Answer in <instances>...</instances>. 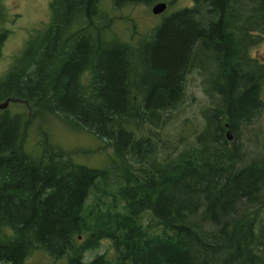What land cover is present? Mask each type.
<instances>
[{
  "label": "trees",
  "instance_id": "16d2710c",
  "mask_svg": "<svg viewBox=\"0 0 264 264\" xmlns=\"http://www.w3.org/2000/svg\"><path fill=\"white\" fill-rule=\"evenodd\" d=\"M99 1L51 0L49 23L0 77V101L63 116L115 159L91 168L48 146L33 157L21 112L0 109V261L264 264V154L227 146L264 108V62L245 55L250 31L264 36V0H193L136 45L106 37ZM193 67L216 104L190 147L159 158L136 129L176 108ZM103 241L110 250L85 259Z\"/></svg>",
  "mask_w": 264,
  "mask_h": 264
},
{
  "label": "rangeland",
  "instance_id": "374dc122",
  "mask_svg": "<svg viewBox=\"0 0 264 264\" xmlns=\"http://www.w3.org/2000/svg\"><path fill=\"white\" fill-rule=\"evenodd\" d=\"M168 1L169 8L164 15L183 6L192 7L194 2ZM156 2L158 1L153 0L149 4H126L115 7L112 0L99 1V8L109 18L106 37L128 45H136L162 19L150 12L151 6ZM50 3L51 0H0L2 36L0 77L9 71L29 40L47 26L52 16ZM249 34H252L253 42L255 36L256 43L245 46L246 57L256 60L254 62H264V36L256 37L254 31H250ZM209 76L207 71H201L197 67L189 68L184 74L183 95L176 108L160 115L157 127L145 124L136 129L138 137L152 136L159 158L167 157L168 153L173 155L184 147H190L196 135L203 131L206 124L204 115H207L208 110L216 104V95L211 94L207 81ZM7 109L13 115L21 112L22 120L27 122L24 148L33 157L42 152V147L48 146L63 151L72 162L91 168H102L115 159L111 145L88 131L77 128L63 116L33 112L19 102L9 103ZM233 144L238 145L240 151L246 155L264 154V108L256 114L249 125H242L233 132V140L229 141L227 146L231 148ZM126 158L128 159V155ZM106 250H110V246L103 241L96 249L87 252L85 259ZM0 264L4 263L0 261ZM26 264L61 263H53L45 254L36 252L28 257Z\"/></svg>",
  "mask_w": 264,
  "mask_h": 264
},
{
  "label": "water",
  "instance_id": "95a60500",
  "mask_svg": "<svg viewBox=\"0 0 264 264\" xmlns=\"http://www.w3.org/2000/svg\"><path fill=\"white\" fill-rule=\"evenodd\" d=\"M166 9V4L162 1L156 2L155 4H153L150 8V12L154 15L160 14L162 13L164 10ZM15 101V99L12 98H8L4 101H0V109H4L6 108L10 102ZM225 126L228 128V124L226 123ZM225 136L227 138V140H231L232 139V133L229 129L226 130L225 132Z\"/></svg>",
  "mask_w": 264,
  "mask_h": 264
},
{
  "label": "flooded vegetation",
  "instance_id": "af4514ba",
  "mask_svg": "<svg viewBox=\"0 0 264 264\" xmlns=\"http://www.w3.org/2000/svg\"><path fill=\"white\" fill-rule=\"evenodd\" d=\"M157 1L159 2L160 0H157ZM172 1H173V0H172ZM162 2H164V3L166 4V9H165L162 13L156 15V16H159V17H161V18H163V16H164V18H165L166 16H170V15L176 13L177 11H180V10H182V9L188 7V6H187V7H186V6H183V8H180V9H177V10H173V11L169 12V14L166 13L167 15H164L165 12H167V10H168V8H169L170 1H168V0H162ZM249 43H250V42H249Z\"/></svg>",
  "mask_w": 264,
  "mask_h": 264
}]
</instances>
